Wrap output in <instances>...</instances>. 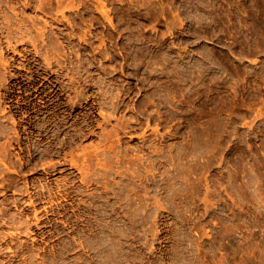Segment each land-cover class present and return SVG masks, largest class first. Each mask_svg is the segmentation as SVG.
I'll use <instances>...</instances> for the list:
<instances>
[{"label":"rangeland","instance_id":"1","mask_svg":"<svg viewBox=\"0 0 264 264\" xmlns=\"http://www.w3.org/2000/svg\"><path fill=\"white\" fill-rule=\"evenodd\" d=\"M0 264H264V0H0Z\"/></svg>","mask_w":264,"mask_h":264}]
</instances>
